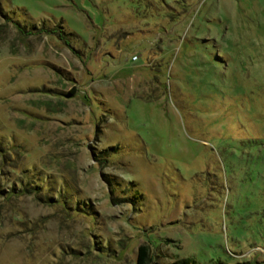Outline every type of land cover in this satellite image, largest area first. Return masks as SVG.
I'll return each mask as SVG.
<instances>
[{
    "label": "rangeland",
    "instance_id": "rangeland-1",
    "mask_svg": "<svg viewBox=\"0 0 264 264\" xmlns=\"http://www.w3.org/2000/svg\"><path fill=\"white\" fill-rule=\"evenodd\" d=\"M144 243L264 264V0H0V264Z\"/></svg>",
    "mask_w": 264,
    "mask_h": 264
},
{
    "label": "trees",
    "instance_id": "trees-1",
    "mask_svg": "<svg viewBox=\"0 0 264 264\" xmlns=\"http://www.w3.org/2000/svg\"><path fill=\"white\" fill-rule=\"evenodd\" d=\"M167 10H171V9L168 8ZM9 21H11V19ZM13 22L20 29V31L22 33H24L25 35H29V34L34 33V30H36V31H42L43 30L42 28H39L37 26L32 27L30 30H25L24 29V25H22L21 23H19V21L13 20ZM35 28H38V29H35ZM53 29H46V33H51V34L52 33H56V31L53 30ZM59 32L62 33V31H59ZM112 149H114V148H112ZM29 186L30 185H26L24 187V190H27L29 192L32 191L30 189L31 188L33 189V187L32 186L29 187ZM36 188H38V187H36ZM135 263L136 264H152V262H151V256H150V249H149V246L147 244H145V243L144 244H140L137 247ZM154 264H160V263H154ZM168 264H197V263H196V261L193 258L186 257V258H181V259H179L177 261H174V262H171V263H168Z\"/></svg>",
    "mask_w": 264,
    "mask_h": 264
},
{
    "label": "built area",
    "instance_id": "built-area-1",
    "mask_svg": "<svg viewBox=\"0 0 264 264\" xmlns=\"http://www.w3.org/2000/svg\"><path fill=\"white\" fill-rule=\"evenodd\" d=\"M136 58H137L136 55H133V56L131 57L132 60H135Z\"/></svg>",
    "mask_w": 264,
    "mask_h": 264
}]
</instances>
